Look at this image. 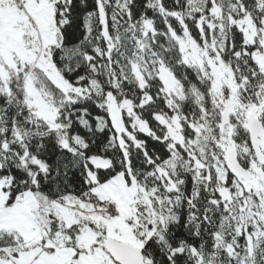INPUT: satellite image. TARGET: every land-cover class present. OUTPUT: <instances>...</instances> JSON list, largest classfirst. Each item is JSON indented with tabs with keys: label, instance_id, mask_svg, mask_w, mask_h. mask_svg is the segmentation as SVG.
Here are the masks:
<instances>
[{
	"label": "snow or ice",
	"instance_id": "1",
	"mask_svg": "<svg viewBox=\"0 0 264 264\" xmlns=\"http://www.w3.org/2000/svg\"><path fill=\"white\" fill-rule=\"evenodd\" d=\"M0 264H264V0H0Z\"/></svg>",
	"mask_w": 264,
	"mask_h": 264
}]
</instances>
